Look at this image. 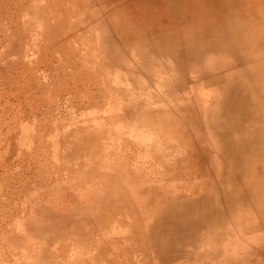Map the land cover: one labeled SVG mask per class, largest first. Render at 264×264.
<instances>
[{
    "label": "rangeland",
    "instance_id": "374dc122",
    "mask_svg": "<svg viewBox=\"0 0 264 264\" xmlns=\"http://www.w3.org/2000/svg\"><path fill=\"white\" fill-rule=\"evenodd\" d=\"M163 1L0 0V264H180L204 260L205 244L244 254L230 219L250 213L237 192L252 187L234 185L239 209L228 206L219 152L203 143L223 144L211 133L223 131L220 110L204 112L183 88L218 99L229 94L220 78L228 90L260 61L197 76L173 57L204 38L201 55L241 48L264 16L249 4Z\"/></svg>",
    "mask_w": 264,
    "mask_h": 264
},
{
    "label": "bare ground",
    "instance_id": "6f19581e",
    "mask_svg": "<svg viewBox=\"0 0 264 264\" xmlns=\"http://www.w3.org/2000/svg\"><path fill=\"white\" fill-rule=\"evenodd\" d=\"M210 1L212 9L223 7V5L236 6L239 4H249L252 7L259 6L261 8L257 11V14L264 16V0ZM206 2L207 0H203L197 5H203ZM177 3L178 0H164L161 4H163V6H167L168 8H174ZM243 7L244 6L242 5V8ZM253 14H256V10H254L252 14L245 13L243 15L244 19H242L240 23L250 22L254 17ZM187 16V13L184 12L181 17L184 18ZM206 21L209 22L211 20L207 19ZM230 23L231 22L226 19H219L217 21L218 25L223 24L227 27H230ZM243 30L244 28L239 25V29L233 37L234 42L238 43L236 38L241 35L239 31ZM247 30L248 36L246 41L242 43L241 48L236 47L232 50L228 49L226 51L225 46H222V48L217 47L208 50L206 55L205 49L201 55V52H198L197 50L205 48L203 45H207L209 42L208 39L204 38L202 45L198 43L196 45L190 44L185 46L181 52H174L175 55L173 60L177 61L176 68L178 70L187 68V71H193L197 74V76L203 75L204 73H208L215 69L219 70L226 66H233L237 64L241 65L248 61L249 58L260 61L259 64L253 67V70H250V68L245 71V69L248 68L245 67L239 71L238 74H236V77L233 78V80H236L237 82H232V80L229 81L231 84L229 85L230 88L228 90H226V85L223 86V81L220 78L222 86L218 84L219 88H221L223 93L229 94L224 96L221 94L218 99L214 97L212 99L206 98L207 93L203 91L201 86L194 87V90L190 92L183 88L187 94L192 93L197 97L201 96V98H199L201 102H199V99L197 100L204 108V112L211 110L212 107H215L218 111L220 110L218 112L219 114L215 115L216 117L214 116L215 120L211 115L207 114L208 118H206V124L213 118L212 120L215 122L214 124L213 121L211 122L213 125H219L220 128L223 126V128H221L223 131L218 130V127L217 131L211 130L213 139L216 141L224 140L223 144H221L219 149L218 145H215L214 142H207L208 139L203 143H208L209 145L207 144L206 146H211L212 151L215 149L219 152V154L221 153L220 155L215 154L214 156L217 155V160L214 159V161H212L214 165L213 167H215L218 171V180L223 184L225 183L230 190L225 195L228 206L239 209L237 201H232V190L236 189L234 185L243 182L249 183L252 188H250V190L237 192L239 198L243 199L242 204L251 208L250 213L248 215L242 214L240 219H230L231 224L236 230L235 234L231 236V238L234 239L235 237H238L240 247L244 250V254H242L241 250H236L235 248L229 249L227 247L224 249L223 247H218L215 249L214 247H209L205 244L203 245V253L206 256L204 260H199V257L196 255H190L186 258V260L181 261L180 264H221V262L234 264L229 259L231 256H236L238 258L239 261L236 264H260L264 262V258L255 256L256 251H260L263 254L262 257H264V200L258 201V198H256L257 191L264 194V43L262 44L264 40L261 39L262 36H264V25L262 24L260 27H253ZM210 59V63H206V61H209ZM250 76L253 79L250 82V85L242 88L239 84H242L243 80ZM180 82H182V78L179 79L178 83ZM171 83L169 85H171ZM171 88H173L172 91L174 92L176 89L177 94L181 91L176 87V84L171 86ZM221 90H218L217 93L221 92ZM206 127L198 128L195 131L206 132ZM230 135H235L237 138L225 139ZM202 148L203 147L199 148V150L201 151ZM205 156L207 155L204 154V158ZM218 163L220 166L217 167ZM248 196L252 197L251 202L245 201ZM209 214H211L210 211L203 210V215L207 216ZM214 237H216L215 234ZM245 241H252V246L248 247V243L245 244ZM172 242L170 241L165 245L172 249ZM247 257H251L250 262H248Z\"/></svg>",
    "mask_w": 264,
    "mask_h": 264
}]
</instances>
